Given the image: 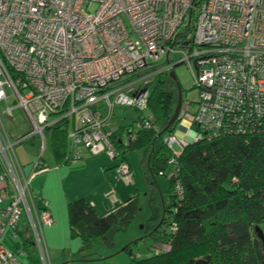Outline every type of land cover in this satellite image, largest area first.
Instances as JSON below:
<instances>
[{"label": "built area", "instance_id": "obj_1", "mask_svg": "<svg viewBox=\"0 0 264 264\" xmlns=\"http://www.w3.org/2000/svg\"><path fill=\"white\" fill-rule=\"evenodd\" d=\"M181 63L199 98L196 112L182 101L177 129L163 137L171 178L189 144L264 137V0H0V120L21 110L32 128L16 138L0 132V206L8 201L1 210L0 264H24V251L2 243L8 229L18 238L24 214L41 264H52L43 230L55 219L47 202L38 207L27 193L29 180L19 179L15 148L37 137L43 153L46 131L66 122L70 164L106 154L120 160L118 173L129 175L105 125L117 106L147 111L149 88L129 94L133 85L123 82L149 70L170 74ZM141 130L161 135L149 113L125 132L123 145ZM42 165L35 160L34 172ZM175 193L182 197L179 182Z\"/></svg>", "mask_w": 264, "mask_h": 264}, {"label": "trees", "instance_id": "obj_2", "mask_svg": "<svg viewBox=\"0 0 264 264\" xmlns=\"http://www.w3.org/2000/svg\"><path fill=\"white\" fill-rule=\"evenodd\" d=\"M171 81L170 76L159 75L148 97V108L161 135L141 130L127 147L121 138L132 125L118 128L111 136L124 160L134 149L145 150L144 168L154 193H159L153 183L155 176L165 175L171 167L164 134L174 132L179 123L177 120L169 126L177 101ZM50 132L56 164H70L68 124L59 123ZM178 163L167 203L152 200L158 210L148 221L146 233L157 243L153 253L138 257L131 245L126 246L123 251L130 255L127 264H264V243L256 231L264 223V137L225 136L192 143L183 150ZM46 170L43 163L35 173ZM176 182L183 189L181 198L175 193ZM138 210L134 197L102 216L86 198H78L67 205L70 237L88 246L117 230L125 231ZM19 237L27 260L41 264L33 237L25 232H19Z\"/></svg>", "mask_w": 264, "mask_h": 264}, {"label": "rangeland", "instance_id": "obj_3", "mask_svg": "<svg viewBox=\"0 0 264 264\" xmlns=\"http://www.w3.org/2000/svg\"><path fill=\"white\" fill-rule=\"evenodd\" d=\"M173 72L176 76V81L172 79L171 84L174 85L175 91L177 92V101L174 109L177 107L178 89H180L183 98L182 101L184 100L190 102L191 111L196 112L198 108L197 102L199 98V91L195 87L194 77L190 68L187 64L181 63L174 67ZM166 75L169 76L170 74H165V76ZM158 77L159 75H156V73L154 74L149 70L147 71V74L144 72L142 77L136 76L124 81L123 85H133L126 90L129 94L137 90H142L146 87H148L149 92H151ZM0 107L2 109V105H0ZM149 113L150 109L141 113L134 108L117 106L113 110L111 119L106 123L105 129L108 132H113L119 126H123L124 124H131L134 129H137L140 124L139 117L149 115ZM106 114L107 110H104L103 115L105 116ZM13 116L15 117L16 124H21L20 127L23 131L27 130V132H29L32 130L31 125H29L30 123L23 111L16 110L13 113ZM2 119L3 122L6 124L8 123L6 114H3ZM177 126L178 125H176V129ZM192 131L195 132L196 130L193 129ZM45 135L46 150L44 153V159L46 160V164L49 166V170L47 172H34V163L35 160L40 158L42 148L41 141H39L37 137L22 143L16 147L14 151L21 166L22 175L24 174L27 179L29 178L27 193H30V196L35 204L40 207L43 202H47L49 204V209L51 208L55 214L57 210L58 215V209L60 210V201L63 197L66 195L67 198H72L79 194L80 191L92 192L97 198L110 199L113 200V203L114 199L115 201H120L122 203L123 200L131 196L137 197L139 210L135 218L131 221L125 231L117 230L113 233V235H115L118 242L122 241L125 246L131 245L132 252L138 257H149L153 253L152 250L157 244L153 237L148 236L146 233L148 229V221L151 219L152 212L156 213L158 210V206L156 205L157 203L154 204L152 200L157 199L158 202L161 201L162 203H167L171 186V175L173 172L172 167H169L166 170L165 175L155 176L159 193H154L144 168V149H134L127 154V158L132 165V170L129 175H121L117 172L116 167L107 171L102 166L94 167L97 165L93 164L92 167H90L91 169H89L90 171L87 173L86 168L83 166L85 164H77L86 161L84 158L72 164H60V166H57L51 149V132L46 131ZM168 135V133L164 134V137H167ZM91 159H98L100 163L107 162L112 166L117 165L120 161L116 160L111 162L106 154L93 156ZM32 160L34 161L32 162ZM32 171V177H30ZM107 173H110L109 176ZM22 175L19 174V179L22 178ZM52 202L57 203L55 207L52 205ZM118 206H116V208ZM111 212L112 211H110V213ZM107 214H109V212H107L106 215ZM256 228L259 230L258 233H262V236L264 237V223L260 224ZM19 229H24L28 233H32V229L25 214L21 217ZM50 232V229L43 230V240L46 245L45 249L48 247L46 238ZM12 235V229H8L5 232L3 236L5 244L12 249H16V247L19 248L20 240L18 238H12ZM45 253L47 259L52 261L48 248ZM121 254L125 257L130 256L128 252Z\"/></svg>", "mask_w": 264, "mask_h": 264}, {"label": "crops", "instance_id": "obj_4", "mask_svg": "<svg viewBox=\"0 0 264 264\" xmlns=\"http://www.w3.org/2000/svg\"><path fill=\"white\" fill-rule=\"evenodd\" d=\"M2 108H4V106H2ZM7 118H8L7 124L3 122L2 118L0 120V132L2 135L7 134L8 136L12 138H16V137H19V136H22L28 133L27 130L23 131L21 129L20 127L21 124H16L15 117L13 115L11 117L7 116ZM128 125H131V124H124L123 126H119L118 128L128 126ZM45 150H46V147H45ZM45 150L43 153L41 152L40 158L42 159V162L45 164V166H47V170H46L47 172L49 170V166L46 164L45 162L46 160L44 159ZM91 157L93 156L85 155L84 160L86 161L83 160L84 162L77 163L81 165L85 164L83 166L86 168L87 173L90 171L89 169H91L90 167H92V164L97 165L94 167L102 166L107 171H110L111 168L116 167V165L112 166L111 164L107 162L100 163L98 159H91ZM33 161L34 160H32V162ZM126 161L130 165L131 170H132V165L130 164L127 158V155H126ZM13 162L15 165H16V162H18L15 152L13 153ZM39 172H44V171H39ZM32 173L33 171L31 172L30 177H32ZM109 174L110 173H107L108 176ZM22 176H23L22 177L23 179L24 178L27 179L24 174ZM153 183L157 185L156 181H153ZM82 197L86 198L89 201V203L92 205V207L96 210V212L102 216L104 214L106 215L107 212L109 213L110 211L113 212L118 207L123 205L124 202L127 201L128 199L134 198L131 196L123 200L122 203L120 201H115L114 199V203H113V200H110V199H103L99 197L97 198L95 195H93L92 192L80 191L79 194L75 195L72 198H67V196L65 195V197H63V199L60 201V210L58 209V215H57V210L55 214V212H53V210L50 208V211L55 219L54 226L45 228V229L51 230L50 234H48L46 238L47 246H48L47 248L50 251V256L52 260L51 263L52 264H127L130 260V256L127 255L129 257L128 258L121 254V253H126L125 251H123L126 246L125 244H123L122 241L118 242L117 238L115 237V235H113V233L101 239L93 241L88 246H84L79 239H72L70 237V229H69L68 216H67V205L70 202H73L76 199L82 198ZM7 203L8 201L5 200L3 204L0 206V218H2L1 210L6 207ZM56 204L57 203L52 202V205H54V207ZM116 206L118 207L116 208ZM156 215H157V212L156 213L152 212L151 218H153ZM20 232L28 233L24 229H21ZM11 237L14 238L13 235ZM18 239L20 240V247L19 248L16 247V249H12L9 246H7L4 242V238H2V243L8 250L18 253L20 251H24L23 244L21 242L19 234H18ZM22 261L24 262V264H36V263H32L31 261L27 260L26 253L23 256Z\"/></svg>", "mask_w": 264, "mask_h": 264}, {"label": "water", "instance_id": "obj_5", "mask_svg": "<svg viewBox=\"0 0 264 264\" xmlns=\"http://www.w3.org/2000/svg\"><path fill=\"white\" fill-rule=\"evenodd\" d=\"M174 81H176V76L174 74V72H171L170 75H169ZM179 92H178V102H177V107L175 109V112H174V115H173V118L169 124V126L173 125L177 120H178V116H179V112H180V108H181V104H182V97H181V91L180 89H178ZM143 92H146V90H144ZM165 132V131H164ZM163 132V133H164ZM256 231L258 232L259 230L256 228ZM258 235L260 236V238L263 240V243H264V237L262 236V233H258Z\"/></svg>", "mask_w": 264, "mask_h": 264}]
</instances>
